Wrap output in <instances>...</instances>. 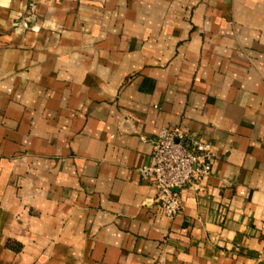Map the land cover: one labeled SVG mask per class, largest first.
Segmentation results:
<instances>
[{"label": "crops", "instance_id": "0c3cea01", "mask_svg": "<svg viewBox=\"0 0 264 264\" xmlns=\"http://www.w3.org/2000/svg\"><path fill=\"white\" fill-rule=\"evenodd\" d=\"M174 127L214 158L170 219ZM0 264H264V0H0Z\"/></svg>", "mask_w": 264, "mask_h": 264}, {"label": "built area", "instance_id": "2783aa9c", "mask_svg": "<svg viewBox=\"0 0 264 264\" xmlns=\"http://www.w3.org/2000/svg\"><path fill=\"white\" fill-rule=\"evenodd\" d=\"M149 143V163L138 174L153 187L154 204L172 219L181 212V191L210 176L213 149L197 133L181 127L162 128Z\"/></svg>", "mask_w": 264, "mask_h": 264}]
</instances>
